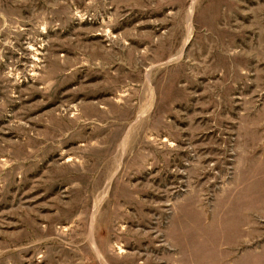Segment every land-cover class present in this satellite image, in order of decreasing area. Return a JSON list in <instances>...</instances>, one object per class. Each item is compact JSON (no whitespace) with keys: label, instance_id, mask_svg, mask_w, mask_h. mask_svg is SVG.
Segmentation results:
<instances>
[{"label":"rangeland","instance_id":"obj_1","mask_svg":"<svg viewBox=\"0 0 264 264\" xmlns=\"http://www.w3.org/2000/svg\"><path fill=\"white\" fill-rule=\"evenodd\" d=\"M254 169L264 0H0V264H264Z\"/></svg>","mask_w":264,"mask_h":264},{"label":"crops","instance_id":"obj_2","mask_svg":"<svg viewBox=\"0 0 264 264\" xmlns=\"http://www.w3.org/2000/svg\"><path fill=\"white\" fill-rule=\"evenodd\" d=\"M241 164H243V160H242ZM258 166H259V164H258ZM256 169H259V167L256 168ZM256 169L253 170L254 173L252 174V179L250 180V182H247L248 185L250 183V187L252 188L251 189V192L253 194L252 195L253 197L251 198V203L253 205L250 206V207H244V209H243V213L244 214L247 215L248 212H249V215H250V218L251 219H252L251 214H253L254 211H256L255 208H259V205H256L257 202L259 201V199H257L258 196L256 194H258V192H261V191L264 192V182H261V185H260L259 180H258L259 170H256ZM255 199H256V201H255ZM256 235H257V237H256V240L255 241H258V234H256ZM254 237L255 236L253 234H251L247 238H242V241L241 242H249L250 241L251 243H250V246H248V248L245 247V248L239 250L236 253L237 254L236 256H234V252H235L234 250H232V251L229 252L228 255H231L229 257L230 258H233L232 260H234V261L236 260L235 261L236 264H260V253H261L262 249H260L259 246H255L254 245ZM247 244H249V243H247ZM177 256L180 258V255L179 254ZM229 257L227 256V259H226L227 262L229 260ZM189 259H190V255L187 258H185L183 256L181 263L191 264L189 262Z\"/></svg>","mask_w":264,"mask_h":264}]
</instances>
